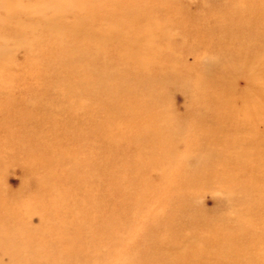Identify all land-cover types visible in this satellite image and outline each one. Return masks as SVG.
Returning a JSON list of instances; mask_svg holds the SVG:
<instances>
[{"label":"rangeland","instance_id":"374dc122","mask_svg":"<svg viewBox=\"0 0 264 264\" xmlns=\"http://www.w3.org/2000/svg\"><path fill=\"white\" fill-rule=\"evenodd\" d=\"M0 264H264V0H0Z\"/></svg>","mask_w":264,"mask_h":264}]
</instances>
